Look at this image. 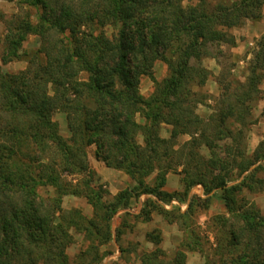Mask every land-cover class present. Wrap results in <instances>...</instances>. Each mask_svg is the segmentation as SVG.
I'll return each mask as SVG.
<instances>
[{"label": "trees", "instance_id": "1", "mask_svg": "<svg viewBox=\"0 0 264 264\" xmlns=\"http://www.w3.org/2000/svg\"><path fill=\"white\" fill-rule=\"evenodd\" d=\"M186 1H20L22 12L6 26L1 60L27 66L0 67V264H101L114 216L141 195L172 199L165 186L178 168L190 196L187 209L162 213L183 229L182 249L171 261L146 252L141 264H184L187 251L205 254L208 239L197 217L217 192L226 211L214 218L213 264H264V214L244 195L264 184L258 175L264 141L253 153L246 141L250 102L264 100V36L245 81L220 73L219 94L203 91L211 76L203 60L213 56L212 47H234L230 30L259 20L264 0ZM31 36L39 46L25 50ZM158 61L169 71L161 82ZM146 78L155 82L147 97L141 93ZM206 101L214 103L203 115ZM58 112L66 117L67 137L54 119ZM182 136L189 139L180 144ZM92 145L97 160L136 184L113 196L104 189L90 163ZM196 185L205 196L191 195ZM42 188L53 194L43 196ZM68 195L85 197L93 215L64 209ZM149 205L158 209L151 199ZM75 234L88 244L71 261L67 249ZM147 237L161 242L160 234Z\"/></svg>", "mask_w": 264, "mask_h": 264}, {"label": "rangeland", "instance_id": "2", "mask_svg": "<svg viewBox=\"0 0 264 264\" xmlns=\"http://www.w3.org/2000/svg\"><path fill=\"white\" fill-rule=\"evenodd\" d=\"M21 0H0V59L4 52V37L6 34V26L13 16L22 12ZM197 0H187L186 3H195ZM213 2L231 3L235 0H212ZM30 12L35 13L34 9ZM32 13V14H33ZM113 29L109 28L108 32L113 33ZM230 32L236 37L237 43L234 47L223 45L221 47H212L211 54L203 60V65L211 72L210 79L203 88L213 96L218 95L219 86L217 79L220 73L226 75L229 80L245 81L249 76L250 64L255 59V54L259 50L261 38L264 36V8L262 17L259 20H247L245 24L240 27H235ZM39 46V39L31 36L25 43V50H34ZM27 62L24 60H14L7 64L1 63L0 67L3 71H19L26 68ZM168 66L163 61H158L155 65V79L161 82L168 76ZM155 88V82L149 78L143 79L141 84V93L144 96H149ZM264 95V80L261 85ZM206 104L201 105L199 111L201 114L211 113L213 101H206ZM251 120L252 124L247 127V146L249 153H253L260 142L264 141V100L251 101ZM249 118V120H250ZM54 119L59 123L61 133L64 136H69L68 127L66 124V117L63 113H55ZM169 126H165L162 135L169 136ZM188 136L180 137V144L187 141ZM204 153L207 155L206 151ZM89 159L92 167L96 171H100L102 176L101 183L104 184V189L109 190L111 195H116L119 191L132 188L136 183L125 172L104 167L97 168L95 157V146L88 148ZM102 162V161H101ZM97 166V167H96ZM254 168V167H253ZM98 169V170H97ZM103 170L105 172H103ZM98 171V172H99ZM181 168L175 172L168 174V181L165 190L172 193V199H158L153 196L142 195L139 198H133L130 207L127 211H120L114 216L112 225V239L101 249L106 253L105 258L101 264H141V258L144 253L157 251L163 254V259L171 261L176 254L182 249V243L185 240V234L177 221L170 220L162 213L163 209L170 212H177L187 209L190 196L184 194V186L181 181ZM253 171V170H252ZM250 171V172H252ZM99 172V173H100ZM237 173V172H236ZM259 177L264 180V169L258 172ZM152 176L151 180L154 178ZM72 178V177H71ZM74 179V177H73ZM76 179V178H75ZM240 179V178H239ZM233 180L230 184L238 182ZM43 196L52 195V189H41ZM191 195H203V188L201 185H196L191 189ZM209 208L200 212L197 217V223L201 227L200 231L208 241H205V254L200 251H187V256L184 264H204L207 260L209 264L217 261V256L214 253L215 234L218 226L214 223V218L225 213V205L221 198L220 192L212 193ZM245 197L257 205L262 214H264V184L258 187L255 192H244ZM151 199L156 202L158 209L153 206H146V201ZM173 199L179 200L181 206L172 205L168 208ZM63 208L68 210L70 208H78L86 217L93 215V208L88 203L87 199L82 196L68 195L64 198ZM145 209V210H144ZM142 210L150 212L149 220L142 216ZM128 212V213H127ZM144 215V213H143ZM123 223V227H122ZM121 232L118 233V231ZM160 234L161 242L159 245L150 241L147 237L148 233ZM84 236L75 234V243L67 249L71 261H74L76 256L87 246Z\"/></svg>", "mask_w": 264, "mask_h": 264}, {"label": "crops", "instance_id": "3", "mask_svg": "<svg viewBox=\"0 0 264 264\" xmlns=\"http://www.w3.org/2000/svg\"><path fill=\"white\" fill-rule=\"evenodd\" d=\"M0 60H1V59H0ZM1 63H2V60H1ZM102 164H104V163L96 159V165H98V167H97V166H96V167H97L98 169H99V168L102 169V167H104V165H102ZM105 168H108V167L106 166ZM98 169H97V170H98ZM109 169H111V168H109ZM98 171H99V170H98ZM98 171H97V172H98ZM99 172H100V171H99ZM99 172H98V175H101V176H102L101 172H100V173H99ZM103 172H105V171L103 170ZM141 196H142V195H141ZM146 196H148V195H146Z\"/></svg>", "mask_w": 264, "mask_h": 264}, {"label": "built area", "instance_id": "4", "mask_svg": "<svg viewBox=\"0 0 264 264\" xmlns=\"http://www.w3.org/2000/svg\"><path fill=\"white\" fill-rule=\"evenodd\" d=\"M172 205H179V206H181V208H184V207H182V205L180 204L179 200H177V199H173L170 202V205H166V207L168 208L169 206L171 207Z\"/></svg>", "mask_w": 264, "mask_h": 264}]
</instances>
